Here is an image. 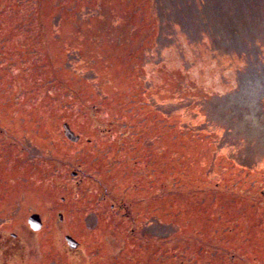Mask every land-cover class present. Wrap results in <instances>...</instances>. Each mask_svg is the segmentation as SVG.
Listing matches in <instances>:
<instances>
[{"label":"rangeland","instance_id":"1","mask_svg":"<svg viewBox=\"0 0 264 264\" xmlns=\"http://www.w3.org/2000/svg\"><path fill=\"white\" fill-rule=\"evenodd\" d=\"M4 144L58 246L126 225L72 264H264V0H0Z\"/></svg>","mask_w":264,"mask_h":264},{"label":"flooded vegetation","instance_id":"2","mask_svg":"<svg viewBox=\"0 0 264 264\" xmlns=\"http://www.w3.org/2000/svg\"><path fill=\"white\" fill-rule=\"evenodd\" d=\"M1 146L0 222L3 220L5 224L0 223V264H72L70 260L71 255L75 253L81 254L84 251V239L86 236H91V234L95 235L97 231H100V229L103 230L104 228H108V231L111 233L116 232L115 228L117 227H109V224H101L110 218L109 214L88 212L82 221L81 218L75 221L74 227L76 228L74 229L80 228L79 233L81 234V239L77 235L74 237L72 218L68 217L66 212L64 215L63 207L67 203V199L63 197L60 200L61 203L53 207L54 209L60 208L57 214L58 225L62 228V231H69V233H66L61 238L58 246L54 234L55 230L57 232L58 227L55 229V227L50 225L46 226L45 219L47 217H41V212L30 210L26 217L19 215L23 212L22 207L25 200L23 194H19L23 193V181L18 176L20 175L18 166H22L23 150L13 144H4ZM6 167L9 168V173L13 172L14 174L10 179L8 176H4ZM72 177L74 180L77 178L76 176ZM29 183L33 184V182ZM29 200L31 203L32 199ZM3 207H6V209L4 210ZM124 209L125 206L122 205H109L110 211H122ZM14 216H19V218L15 219ZM1 217L4 218L1 220ZM126 218L124 215H121L120 220L128 222L129 219ZM120 223L122 222H118L116 225L124 231L126 225Z\"/></svg>","mask_w":264,"mask_h":264},{"label":"water","instance_id":"3","mask_svg":"<svg viewBox=\"0 0 264 264\" xmlns=\"http://www.w3.org/2000/svg\"><path fill=\"white\" fill-rule=\"evenodd\" d=\"M63 129H64V136L72 141V142H77L79 137L74 135V133L70 130L69 126L67 124H64L63 126Z\"/></svg>","mask_w":264,"mask_h":264}]
</instances>
